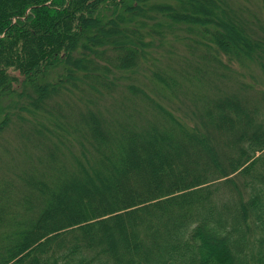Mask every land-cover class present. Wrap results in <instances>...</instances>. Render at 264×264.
<instances>
[{
	"label": "trees",
	"instance_id": "1",
	"mask_svg": "<svg viewBox=\"0 0 264 264\" xmlns=\"http://www.w3.org/2000/svg\"><path fill=\"white\" fill-rule=\"evenodd\" d=\"M251 1L258 11L235 0H0V128L11 94L28 98L33 112L67 97L59 105L67 103L59 107L65 116L78 102L86 133H71L77 175L63 187L100 195L88 210L68 208L60 221L56 189L16 246L1 248L0 264H264V0ZM175 22L200 28L195 43L222 54L177 62L180 76L157 63L146 68L152 46L164 49L176 38ZM97 51L110 61L101 75L108 81L94 85L87 71ZM223 55L244 68L231 69L238 79L218 72L230 70ZM63 67L60 81L45 82ZM111 76L121 79L115 87ZM161 91L179 99L174 113L160 103ZM118 110L126 118L118 131L132 123L128 117L138 125L127 135L122 168L105 183L101 168L114 154L98 158L95 143L104 146ZM161 141L177 143L162 153Z\"/></svg>",
	"mask_w": 264,
	"mask_h": 264
},
{
	"label": "rangeland",
	"instance_id": "2",
	"mask_svg": "<svg viewBox=\"0 0 264 264\" xmlns=\"http://www.w3.org/2000/svg\"><path fill=\"white\" fill-rule=\"evenodd\" d=\"M235 1H237V6L243 8L245 11L253 8V4L251 3L256 2L251 0ZM260 6L261 4L253 8L252 11H258ZM262 8L264 9V4H262ZM148 25L152 26V23L149 21ZM172 27L176 29V38L169 37L164 49H158L157 47L154 49V46H152L151 50L153 54L151 55V61H149L148 58L145 62L146 68L152 69L153 67H151L150 63H157L158 66L162 67L168 73H176L177 76H180L185 74V70L180 71L181 67L178 66L177 62H183L184 66V62L190 63L188 59L193 57V61L196 60L198 64H202V61L207 63L206 60L208 57H218L219 54H222L213 49H205L195 43L196 40L200 39L197 38L199 35L195 34L194 31L200 30V28L185 23L180 24L178 22H175ZM144 32L147 33V28L144 29ZM122 36L123 38H129L130 41L132 39L134 41L133 43L139 41L138 34L126 33ZM159 39L160 36L156 35L155 45L158 44ZM145 40L151 42L148 36L145 37ZM126 48H128V46ZM122 53L124 54L125 52ZM92 57L93 62L89 64V71H87V76L90 77L91 82L89 80L87 82H94V85H96V81H100V79L102 81H108L107 78L101 75H107L102 72L104 71V64L110 61V57L104 58V54L100 53L97 59L96 55ZM222 58L224 61H222V63H225L227 67L230 65V70L222 66L218 70L220 74H226L231 78H237V76L232 73L231 69L240 73L244 71V68L237 62L231 61L229 64V58L225 55H223ZM171 62L172 64H170ZM111 63L115 64L112 60ZM58 67L60 66L58 65ZM65 70L66 69L63 67V69L60 68L56 71H52L49 77H44L45 82L52 80L53 82L51 83L56 84V82L60 81ZM16 76L20 78L18 73H16ZM111 78L113 79L112 85L114 87L117 85L118 80H121L119 78L114 81L115 77L111 76ZM217 78L224 80L225 77L217 75ZM142 80L143 77L141 76V82ZM143 82L144 84H148V79H144ZM138 83H140V77H138ZM81 85V83L77 84L80 88ZM16 88L21 91L18 85ZM66 93H68V91L64 92V94ZM170 93L172 92L170 91ZM66 98L67 97H63L62 95H57L54 101H51L49 104H44V111L39 112H33L36 110H34L28 98L17 95L13 96L11 94L3 100L1 106L2 121H4V118L9 119L7 121L5 120V125L0 128V254L2 255L3 251L1 248L6 245L7 251H10L16 246L17 240L21 238V235H19L20 231L30 228L39 209L48 201L47 198L55 194L56 189L60 190L61 195L58 196V199L54 200L53 208H56L60 221L66 218L68 208L78 204L81 209L88 210L87 204L91 202V200L98 199L100 196L95 194L90 187H86L85 189L87 198L83 197L79 192L74 193L63 187L65 180H68L73 175H77L76 171L73 169L71 159H69L70 155L68 151L72 148L68 145H74L75 142H77L74 140L75 134L71 136V133L73 131H77L82 135L86 133L84 127L79 125V123H82L79 122L82 117L78 116V110L81 109L80 106H78L80 105L78 102L75 103L77 106L73 105L71 107L72 116L70 113L65 116L59 110V107H66L67 103L59 106L61 100ZM178 101V98L174 100L171 94H167L166 91H161L160 103L173 113L174 106H176ZM125 104L122 103L121 105L125 106ZM128 106L130 107L131 105L128 104ZM129 114L130 113L127 115ZM175 114L177 116L178 112ZM113 117V123L109 121L111 126L107 125V130H110L111 135H109V138L107 137L104 146L101 147L99 141L95 143V147L100 150L98 158L108 156V154L111 153L114 154V156L109 158L110 160L108 162L106 161L104 168H101L105 176V183L115 179L117 171L122 168L121 161L125 159L124 157L129 151L127 145L130 144V141L127 135L138 125L136 117H128L130 121L132 120V123L129 122L130 124L124 125L125 131L121 132L117 129L118 124H122L126 118L120 110H118L117 114H114ZM87 123L91 124L90 121ZM152 123L158 124V127L161 125V121H158V119L152 120ZM92 140L94 141V138H92ZM176 143L177 141H161L157 144V149L164 153V150L172 149ZM117 148H120L119 153L116 151ZM150 154L153 156L151 151ZM141 161L143 162V160ZM143 163L145 165L147 164L146 162ZM99 167L100 166H97V168ZM148 174L150 175L147 170L146 175L149 176ZM26 180L34 187L28 186L25 183ZM117 195H121V193L117 192ZM23 202H26V205H24ZM18 203L22 204L24 207L19 209L16 208ZM30 210L35 211V214L29 212Z\"/></svg>",
	"mask_w": 264,
	"mask_h": 264
}]
</instances>
